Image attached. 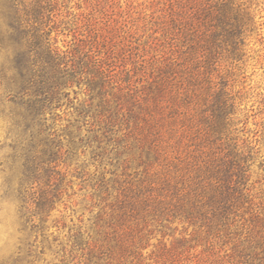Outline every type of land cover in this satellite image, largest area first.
I'll use <instances>...</instances> for the list:
<instances>
[{
	"label": "trees",
	"instance_id": "trees-1",
	"mask_svg": "<svg viewBox=\"0 0 264 264\" xmlns=\"http://www.w3.org/2000/svg\"><path fill=\"white\" fill-rule=\"evenodd\" d=\"M53 9L51 0H0V48H11L14 72L6 97L24 143L25 235L44 230L62 193L60 165L81 156L76 174L85 181L86 162L95 166L101 204L95 238L71 236L72 249L85 245L86 264H186L192 241L231 235L219 264H264V199L248 183L259 149L243 137L247 117L236 116L221 64L243 55L249 10L237 0L202 1L182 44L134 78L84 41L66 50L50 42ZM32 242L25 256L35 257Z\"/></svg>",
	"mask_w": 264,
	"mask_h": 264
},
{
	"label": "rangeland",
	"instance_id": "rangeland-1",
	"mask_svg": "<svg viewBox=\"0 0 264 264\" xmlns=\"http://www.w3.org/2000/svg\"><path fill=\"white\" fill-rule=\"evenodd\" d=\"M202 1L206 2L51 0L54 9L50 26L55 27L50 33V42L56 39V46L66 50L77 41H84L87 46H94L97 56H112L116 71L134 69L136 72L131 73L135 78L140 76L142 65H159L174 44H182L178 39L189 32L190 24L196 21L193 12ZM237 2L249 10L251 17L242 35L243 55L238 61L221 64L228 87L236 97V116L241 120L247 117L246 123L238 126L245 127L247 132L243 137L253 140L259 149L258 158L248 171V183L264 199V0ZM11 57L10 47L0 48V264H86L87 249L83 244L95 238V215L101 204L93 188L95 166L86 162L85 170L91 175H87L85 181L76 174L80 169L76 166L83 163L81 156L66 168L60 165L61 171L66 170L65 176H58L62 178L59 181L62 193L44 223V230L38 231L36 238L32 232L28 237L25 235L30 232L31 222L25 223L20 217L23 209L17 192L23 170L24 143L15 123V108L6 97L14 76ZM29 186L24 184V189ZM175 226L173 223L171 228ZM181 229V225H177L175 237L180 235ZM77 231L82 234L83 244L81 248L72 249L71 236ZM232 237L212 236L192 241L191 244L196 245L189 248L186 264H219L221 259L226 263V254L231 252L235 241ZM158 238L160 234L156 233L150 243L156 244ZM34 239L36 241L32 242ZM165 240L170 242L173 237L167 235ZM26 242L34 244L35 257L25 256ZM152 249L148 246L143 255L149 257ZM195 256L204 261L198 263ZM141 264L154 263L145 258Z\"/></svg>",
	"mask_w": 264,
	"mask_h": 264
}]
</instances>
